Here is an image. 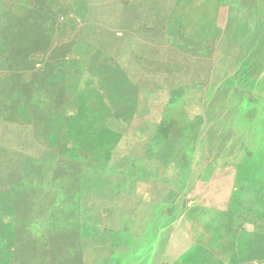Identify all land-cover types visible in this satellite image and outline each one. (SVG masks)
<instances>
[{
  "label": "rangeland",
  "instance_id": "1",
  "mask_svg": "<svg viewBox=\"0 0 264 264\" xmlns=\"http://www.w3.org/2000/svg\"><path fill=\"white\" fill-rule=\"evenodd\" d=\"M0 264H264V0H0Z\"/></svg>",
  "mask_w": 264,
  "mask_h": 264
}]
</instances>
